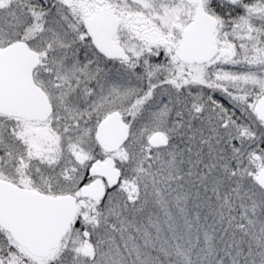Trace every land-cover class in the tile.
Returning a JSON list of instances; mask_svg holds the SVG:
<instances>
[{"label":"snow or ice","instance_id":"1","mask_svg":"<svg viewBox=\"0 0 264 264\" xmlns=\"http://www.w3.org/2000/svg\"><path fill=\"white\" fill-rule=\"evenodd\" d=\"M0 264H264V0H0Z\"/></svg>","mask_w":264,"mask_h":264}]
</instances>
